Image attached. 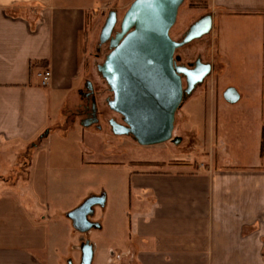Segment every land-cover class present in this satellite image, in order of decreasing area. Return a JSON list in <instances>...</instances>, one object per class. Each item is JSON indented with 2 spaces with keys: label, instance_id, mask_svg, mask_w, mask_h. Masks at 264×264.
<instances>
[{
  "label": "crops",
  "instance_id": "crops-1",
  "mask_svg": "<svg viewBox=\"0 0 264 264\" xmlns=\"http://www.w3.org/2000/svg\"><path fill=\"white\" fill-rule=\"evenodd\" d=\"M106 2L0 0L1 165L3 159L16 157L9 152L22 155L30 150L34 136L47 128L52 131V104L61 102L57 113L68 115V123L80 120L77 113L85 104L82 93L91 80L85 70L86 37L88 44L96 21L105 19L113 8ZM211 2L212 8L233 17L264 15V0ZM123 6L127 4L119 7ZM44 68L52 73L47 85L38 76ZM19 142L23 146L16 149L14 143ZM26 156L30 159L25 166H29L32 157ZM33 176L41 173L37 170ZM0 177V264H45L24 243L44 249L48 242L44 229L36 226L41 220L49 221L47 215L41 220L36 216L45 207V194L29 196L32 213L26 219L14 202V177ZM135 190L140 191V206L130 214L123 239L113 235V244L103 252L104 264H264L261 146L251 163L218 165L209 159L200 164L187 161L171 170L134 172L129 201ZM93 220L101 222L96 214ZM17 225H27V233H15Z\"/></svg>",
  "mask_w": 264,
  "mask_h": 264
},
{
  "label": "rangeland",
  "instance_id": "rangeland-1",
  "mask_svg": "<svg viewBox=\"0 0 264 264\" xmlns=\"http://www.w3.org/2000/svg\"><path fill=\"white\" fill-rule=\"evenodd\" d=\"M105 1L113 7L110 10L118 11L121 20L134 0ZM123 4L127 6L119 7ZM207 13L214 16L212 31L179 49L183 62L201 57L213 66L210 75L177 111L174 135L183 137L181 143L140 145L129 136L114 135L104 120L100 130L83 126L79 119L68 123V115L57 113L59 102L51 108L52 131L47 128L34 136L28 152H9L16 157L3 159L0 175L9 180L14 177V202L24 218L30 219L32 213L28 206L33 201L29 196H36L39 191L46 196L45 207L36 216L41 220L47 215L49 221L41 220L36 226L44 229L48 242L44 249L24 242L33 247L45 264H70V260L71 264H80V247L86 238L95 246L92 264H104L103 252L113 244V235L119 241L123 239L129 229L130 214L140 206L139 190L132 192L129 201V182L134 172L171 170L177 165L182 168L187 161L200 164L209 159L218 165H239L251 163L259 154L264 128V15L233 17L212 8L211 0H185L171 35L180 39L194 21ZM105 19L96 21L95 27L90 23L94 28L90 30L86 52L85 70L91 74L92 83L99 85L103 80L97 64L103 56L97 58L96 53ZM228 86L240 90V102L231 104L223 98ZM104 97L100 98L101 106ZM59 121L61 126L55 129ZM14 145L18 146L16 149L23 146L21 142ZM26 155L32 157L29 166H25L29 158ZM37 170L41 177L34 178ZM1 181L0 177V186ZM102 191L108 201L105 208L96 209V217L103 228L86 234L75 230L66 213L91 194ZM23 230L27 233V225L14 227L15 233Z\"/></svg>",
  "mask_w": 264,
  "mask_h": 264
},
{
  "label": "water",
  "instance_id": "water-1",
  "mask_svg": "<svg viewBox=\"0 0 264 264\" xmlns=\"http://www.w3.org/2000/svg\"><path fill=\"white\" fill-rule=\"evenodd\" d=\"M185 0H134L121 20L112 9L101 28L100 44L111 41L113 50L98 70L114 94L109 106L122 115L125 124L110 120L114 135L129 136L140 145L162 142L179 144L183 137L174 135L176 114L212 72L210 62L198 58L189 67L182 62L177 49L209 34L214 25L212 13L194 21L180 39L171 36L179 10ZM119 31L112 37L117 26ZM179 62V63H178ZM185 79V80H184ZM92 81L87 88L92 89ZM223 98L231 104L242 99L240 90L228 86ZM98 122L95 116L83 126ZM107 194H91L66 216L82 234L100 229L101 222L92 220L96 207L104 208ZM80 264H92L95 246L89 238L81 243ZM71 262V261H70Z\"/></svg>",
  "mask_w": 264,
  "mask_h": 264
},
{
  "label": "flooded vegetation",
  "instance_id": "flooded-vegetation-1",
  "mask_svg": "<svg viewBox=\"0 0 264 264\" xmlns=\"http://www.w3.org/2000/svg\"><path fill=\"white\" fill-rule=\"evenodd\" d=\"M119 30H120L119 28L116 29V31H115V33L113 34L112 37H116V34H117V32ZM172 38H174V37L172 36ZM104 46H105V48H103ZM112 50H113V48L111 47V41L110 40L108 42H106V43H103V44L99 43V46L97 48L96 56H97V58H101L103 56V59H102V61L100 63L97 64V71L98 72H99L98 65L104 62L106 56L109 53H111ZM178 54H179V49H177L176 52H175V55H178ZM198 58H201V57H198ZM196 60L190 61V62H187V63L182 61L181 63L186 64L189 67L193 68L194 66H191L189 64L190 63H194ZM203 62H205V61H203ZM99 74L101 76V80H103L102 83L99 85V84H95L93 82V84H92L93 88L92 89L87 88V84H86V88H85L84 92L82 93V95H83V97L85 99V104H84L82 110L78 111V113H77L80 116V121L81 122H85V120H88V119L93 118V117L96 116L98 118V122L92 124L91 126H95L99 130L102 129V125H101L102 120L106 121V123L108 124L110 129H111L110 120H116L119 123L125 124V122L123 121L122 115L119 114L118 112H116L115 110H113L109 106V101L111 99H113L114 94L111 91L110 86L106 83V81L102 77L100 72H99ZM103 96H105V97H104V102L102 104L103 106H101L100 105V101H101L100 98L103 97ZM175 124H176V121H175ZM91 126H88V127H91ZM174 130H175V128H174ZM116 136H118V135H116ZM97 208H101V207L97 206L96 209ZM95 214H96V210H95ZM93 218L94 217H92V220H93ZM71 263H72V261L70 262V264Z\"/></svg>",
  "mask_w": 264,
  "mask_h": 264
},
{
  "label": "built area",
  "instance_id": "built-area-1",
  "mask_svg": "<svg viewBox=\"0 0 264 264\" xmlns=\"http://www.w3.org/2000/svg\"><path fill=\"white\" fill-rule=\"evenodd\" d=\"M51 71L50 69L48 68H44V69H41L39 70V73H38V76L40 77V82L42 85H47L50 81V78H51Z\"/></svg>",
  "mask_w": 264,
  "mask_h": 264
},
{
  "label": "trees",
  "instance_id": "trees-1",
  "mask_svg": "<svg viewBox=\"0 0 264 264\" xmlns=\"http://www.w3.org/2000/svg\"><path fill=\"white\" fill-rule=\"evenodd\" d=\"M86 52H87V37H86ZM261 153H264V128H263V132H262V141H261Z\"/></svg>",
  "mask_w": 264,
  "mask_h": 264
}]
</instances>
